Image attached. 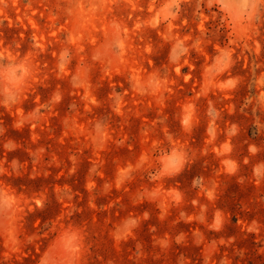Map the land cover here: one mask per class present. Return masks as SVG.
<instances>
[{
    "label": "rangeland",
    "instance_id": "rangeland-1",
    "mask_svg": "<svg viewBox=\"0 0 264 264\" xmlns=\"http://www.w3.org/2000/svg\"><path fill=\"white\" fill-rule=\"evenodd\" d=\"M252 2L0 0V264H264Z\"/></svg>",
    "mask_w": 264,
    "mask_h": 264
},
{
    "label": "clouds",
    "instance_id": "clouds-1",
    "mask_svg": "<svg viewBox=\"0 0 264 264\" xmlns=\"http://www.w3.org/2000/svg\"><path fill=\"white\" fill-rule=\"evenodd\" d=\"M197 2L199 4H202L204 6H206L207 8L211 9L213 7H216L218 5V0H197ZM249 12L247 13L248 18H251L252 16L255 15V12L257 10V8L259 7V9L264 12V0H259V4H257L254 0V2L250 3L247 5ZM14 102V101H13ZM0 103H4V104H8L9 100L6 99L4 101H0ZM253 152L256 151L255 148L252 149ZM209 196H211V193H209Z\"/></svg>",
    "mask_w": 264,
    "mask_h": 264
}]
</instances>
